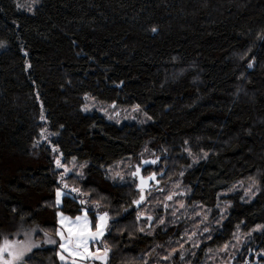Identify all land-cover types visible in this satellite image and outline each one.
I'll return each instance as SVG.
<instances>
[{
    "label": "trees",
    "instance_id": "trees-1",
    "mask_svg": "<svg viewBox=\"0 0 264 264\" xmlns=\"http://www.w3.org/2000/svg\"><path fill=\"white\" fill-rule=\"evenodd\" d=\"M89 100L139 105L142 119L85 111ZM153 157L141 172L181 182L187 205H230L187 261L261 225L233 263L264 264V0H0V231L14 222L54 232L59 211L81 214L72 197L56 204L55 160H74L82 190L108 213L107 264L155 263L179 244L187 210L142 233L140 189L110 174ZM246 181L258 186L250 201L238 188ZM56 250L36 249L26 264H61Z\"/></svg>",
    "mask_w": 264,
    "mask_h": 264
},
{
    "label": "rangeland",
    "instance_id": "rangeland-1",
    "mask_svg": "<svg viewBox=\"0 0 264 264\" xmlns=\"http://www.w3.org/2000/svg\"><path fill=\"white\" fill-rule=\"evenodd\" d=\"M112 105H101L98 102H95L94 100H89L87 102L86 108L87 111L96 110L100 113H103L108 119L109 116L120 120V119H142V116L137 113V111H133L131 109L129 112L127 111H121L116 109H111ZM118 113V115H117ZM43 141L45 140V136L43 135ZM158 157L153 158H140L138 161H134L131 164H127L128 162H124L122 164H117L112 171H110V174L112 175L113 179H119L127 180L130 179L131 181H135V183L138 186V178L139 177H133L132 173L136 170L137 167L140 168V176H143L145 179L150 177L149 175H144L141 171L144 167L148 165H156V164H144V160H154ZM59 159V158H58ZM69 171L67 173L64 172V168H57L59 170V176L58 181L60 184V190L63 193H66L65 195H62V197L68 196L76 199L79 203L81 200L86 201L85 204H81L82 206V212L78 216L83 217L84 211L88 208L95 207L94 213H96V222H98V217L103 215L104 209L103 206H101L98 202H95V197L92 196V192L90 190H82L81 184L78 180L84 179V164H80L78 162H75L74 160L69 161L67 164H63ZM83 165V167H81ZM63 176V182L61 183V177ZM68 185V188L64 187V184ZM179 185V187H177ZM160 186V187H159ZM237 188V186H235ZM242 187L244 189V194L246 191H248V195H245L248 201L252 200L255 197V193L258 191V186L253 181H246L243 184H239L238 188ZM72 188H78L79 192H72ZM161 189L163 191H161ZM250 189V191H249ZM93 190V189H91ZM94 191V190H93ZM174 192L177 193H185V187L181 184V182L177 183H171L167 184L164 183L163 185L159 183H153V181H149L148 188L146 191L143 192V195L145 196V200L141 203L140 210L137 213L136 217L137 220L142 221V224H139L138 228L139 231L141 228L144 229L142 233H149L151 232L157 224H159L160 219H163L164 221H168L170 223H173L172 219H175L178 214H181L183 212H186L187 215L185 216L184 224L181 226L182 228L185 227V229L181 232V236H179V244H177L176 247L171 246L169 250L166 251L164 255H159L157 258L155 257L154 260L155 263L151 264H234L233 261L236 259V255H238V252L241 251V249L244 246L245 241L248 239L249 235L252 237V235L255 232L261 231L263 229V226L258 225L252 228L249 232H236L235 236L225 244H228L229 247L227 251L223 250L222 246L214 249L210 248L206 250V252L203 255V258H200V262H195L197 259L196 257H191L189 261L185 259L186 253L192 249L195 251L197 249H200L202 243H207L208 241V234L205 233L203 236L198 235L196 237H193L194 242L199 243V248L192 247V242L188 241L187 235H190L191 232L197 230V225L200 223L202 217L204 215L208 216V220L206 221L207 225L212 230L213 226H220L221 221L225 219V214L227 212V209L229 208V202L226 200L221 201V204H217L214 208H208V207H202L200 205H187V199H186V193L182 196H173L172 201H168L166 197ZM141 195V192H139L138 196H136L135 200H139ZM92 196V197H91ZM61 197V199H62ZM94 198V199H92ZM94 200V201H92ZM97 200V199H96ZM183 203L185 205L184 208H180V204ZM61 204V202H60ZM57 205V206H60ZM169 205L168 208H165L164 205ZM97 207V208H96ZM99 208V209H98ZM200 212V216H196V213ZM61 212H58L57 220H58V227L52 231V229H45L37 224L32 225H26L23 223L16 224V223H9V224H3L2 226V234H4L0 241L3 240V238L7 237L12 240H18L23 241L25 239V233H31V241L35 245L33 247L32 251L26 254V257L29 256L34 250L36 249H44L48 247H57L56 250V257L61 264H71L72 259L71 257H68L66 252H63L62 249H60L59 244L62 242L60 241L59 236L56 235L57 231H65L66 234V226L62 228L60 224V214ZM175 213V215H173ZM64 217H67L70 219V221H75V217H70L67 215H63ZM151 216L153 219L151 221V227H149V222L145 219L146 217ZM157 216V217H156ZM180 216V215H178ZM139 217V219H138ZM88 220L90 222V225H94L91 223L90 217L88 216ZM183 220V219H181ZM67 223V222H66ZM187 226V227H186ZM157 227V226H156ZM203 225L200 224L199 231H202ZM35 230V231H33ZM93 231H95V228H92ZM179 233V230H177ZM212 232V231H211ZM107 233V230L105 231V234ZM46 234V235H45ZM104 234V236H105ZM103 236V237H104ZM102 237V238H103ZM102 238L95 242H89L88 250L91 253H96L97 249H100V254H103V250L106 246L102 242ZM250 238V237H249ZM52 239L55 240V244L48 243L47 240ZM181 239V240H180ZM210 240V239H209ZM183 245V247H181ZM208 245V244H207ZM161 243L152 245L151 251H146L145 253L147 256L150 257L153 256L155 253L160 252ZM159 250V251H158ZM211 250V251H210ZM240 253V252H239ZM181 254H183V259H181ZM60 255H64L66 257V260L62 261L60 259ZM109 255V253H108ZM164 257H169L168 259H164ZM76 264H107L108 256L106 257V260L102 261L99 259H92L91 257L87 259H80L75 258ZM144 264H149V261H145Z\"/></svg>",
    "mask_w": 264,
    "mask_h": 264
},
{
    "label": "snow or ice",
    "instance_id": "snow-or-ice-1",
    "mask_svg": "<svg viewBox=\"0 0 264 264\" xmlns=\"http://www.w3.org/2000/svg\"><path fill=\"white\" fill-rule=\"evenodd\" d=\"M152 31H156L155 28L152 29ZM248 67H252V64L249 63ZM113 107H115L113 105ZM139 109V105H136L133 109V111H137ZM87 111V108L84 109ZM118 115V113H117ZM113 117L109 116V119H112ZM149 119H151L149 117ZM43 135V133H42ZM53 152H58L59 149L55 146L51 149ZM207 154L205 153V156ZM158 159H154L151 161L144 160V164H156L158 162ZM195 162V161H194ZM55 164L57 168H64V172L67 173L69 170L61 163L60 159L55 160ZM83 167V165L81 166ZM183 175V173H181ZM133 177H139V188H140V198L139 200L133 201L134 204H136L138 207L141 205V203L145 200V196L143 195V192L145 190V187L147 185V181L143 176H140V168L137 167L136 170L132 173ZM121 179H123L121 177ZM156 179V173H153L148 180H155ZM63 182V176L61 177V183ZM65 188H68V185L64 184ZM179 187V185H177ZM72 192H79L80 190L78 188H72ZM161 191H163L161 189ZM250 191V189H249ZM66 193H63L59 188L56 191V204L59 205L61 202L62 195H65ZM185 195V193H177L174 192L166 197L168 201L173 200V196H182ZM245 195H248V191L245 192ZM81 204H85L86 201L81 200ZM165 208H168L169 205L165 204ZM185 205L183 203L180 204V208H184ZM60 215V224L62 228L66 226V234L65 231H57L56 235L59 236L60 241H62L59 244L60 249H62L63 252H66L68 257L73 258L71 264H76L75 258L80 259H87L91 257L92 259H99V260H106V257L108 256V253L110 249L105 246L103 250V254H100V249H97L96 253H91L88 250L89 242H95L102 238L105 234V231L108 227V213L105 212L103 215L98 217V222H95L94 225H90V222L88 220L87 210L84 211L83 217L77 216L75 218V221H70L69 218L64 217L62 213ZM175 215V213H173ZM200 212L196 213V216H200ZM139 219V217H138ZM149 222V227H151V221L152 217L148 216L145 218ZM208 220V216L204 215L200 221V223L197 225V230L191 232L190 235H187L188 241L192 242V247L199 248V243L193 241V237H196L198 235L203 236L205 233L208 234L207 238L211 239V229L207 225L206 221ZM67 222V223H66ZM159 223L163 225L165 221L163 219H160ZM200 224L203 225L202 231H199ZM95 228V231L92 230V228ZM35 231V230H33ZM141 232L144 231L143 228L140 229ZM25 239L23 241L18 240H12L7 237L3 238L2 241H0V264H26V254L31 252L33 247L35 245L31 241V233H25ZM46 235V234H45ZM48 243L55 244L56 241L52 239L47 240ZM183 247V245H181ZM229 245L225 244L223 247L224 251H227ZM211 251V250H210ZM195 255V253H192ZM169 257H164V259H168ZM60 259L62 261L66 260V257L64 255H60ZM181 259H183V254H181Z\"/></svg>",
    "mask_w": 264,
    "mask_h": 264
},
{
    "label": "water",
    "instance_id": "water-1",
    "mask_svg": "<svg viewBox=\"0 0 264 264\" xmlns=\"http://www.w3.org/2000/svg\"><path fill=\"white\" fill-rule=\"evenodd\" d=\"M145 180L147 181V185H146L145 189H147V188H148V183H149V181H151V180H148V178H146ZM152 181H153V180H152ZM139 184H140V181H139ZM138 189H140V188H139V185H138Z\"/></svg>",
    "mask_w": 264,
    "mask_h": 264
},
{
    "label": "crops",
    "instance_id": "crops-1",
    "mask_svg": "<svg viewBox=\"0 0 264 264\" xmlns=\"http://www.w3.org/2000/svg\"><path fill=\"white\" fill-rule=\"evenodd\" d=\"M78 216V215H77Z\"/></svg>",
    "mask_w": 264,
    "mask_h": 264
}]
</instances>
